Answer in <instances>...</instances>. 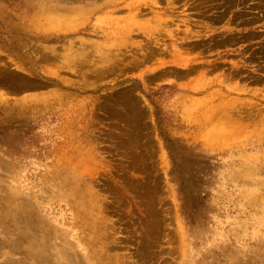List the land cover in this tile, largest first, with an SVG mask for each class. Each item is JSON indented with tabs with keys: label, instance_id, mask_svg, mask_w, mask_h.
<instances>
[{
	"label": "rangeland",
	"instance_id": "rangeland-1",
	"mask_svg": "<svg viewBox=\"0 0 264 264\" xmlns=\"http://www.w3.org/2000/svg\"><path fill=\"white\" fill-rule=\"evenodd\" d=\"M0 264H264V0H0Z\"/></svg>",
	"mask_w": 264,
	"mask_h": 264
}]
</instances>
